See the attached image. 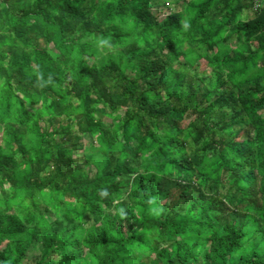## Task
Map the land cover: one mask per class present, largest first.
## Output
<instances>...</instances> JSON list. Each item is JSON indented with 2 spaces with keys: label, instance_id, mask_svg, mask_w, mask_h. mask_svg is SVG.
<instances>
[{
  "label": "trees",
  "instance_id": "16d2710c",
  "mask_svg": "<svg viewBox=\"0 0 264 264\" xmlns=\"http://www.w3.org/2000/svg\"><path fill=\"white\" fill-rule=\"evenodd\" d=\"M161 1L0 0V264H264V0Z\"/></svg>",
  "mask_w": 264,
  "mask_h": 264
},
{
  "label": "rangeland",
  "instance_id": "374dc122",
  "mask_svg": "<svg viewBox=\"0 0 264 264\" xmlns=\"http://www.w3.org/2000/svg\"><path fill=\"white\" fill-rule=\"evenodd\" d=\"M168 3L169 4H171L172 3V1H168ZM159 6H161V4H162V1L161 0H159ZM165 6V5H164ZM162 7H163V5H162ZM164 9H165V7H164ZM164 9H162V11L164 10ZM89 141V140H88ZM92 173H94V171L92 172ZM3 244H5V243H3Z\"/></svg>",
  "mask_w": 264,
  "mask_h": 264
},
{
  "label": "built area",
  "instance_id": "2783aa9c",
  "mask_svg": "<svg viewBox=\"0 0 264 264\" xmlns=\"http://www.w3.org/2000/svg\"><path fill=\"white\" fill-rule=\"evenodd\" d=\"M256 2L255 3H259L260 2V0H255Z\"/></svg>",
  "mask_w": 264,
  "mask_h": 264
}]
</instances>
